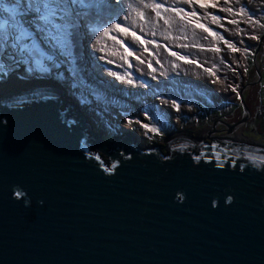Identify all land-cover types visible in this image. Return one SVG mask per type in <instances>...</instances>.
<instances>
[{
	"label": "water",
	"instance_id": "obj_1",
	"mask_svg": "<svg viewBox=\"0 0 264 264\" xmlns=\"http://www.w3.org/2000/svg\"><path fill=\"white\" fill-rule=\"evenodd\" d=\"M66 98L52 78L0 82V264H264V147L102 146Z\"/></svg>",
	"mask_w": 264,
	"mask_h": 264
},
{
	"label": "clouds",
	"instance_id": "obj_2",
	"mask_svg": "<svg viewBox=\"0 0 264 264\" xmlns=\"http://www.w3.org/2000/svg\"><path fill=\"white\" fill-rule=\"evenodd\" d=\"M159 1H162L165 3V0H149L150 5H153V7H151L154 11L150 12V17H151V21L157 20V16H155V14H157V9L159 10H163L164 7H161V5L159 4ZM4 0H0V3H3ZM15 0H5L6 5L12 4L14 3ZM28 2H33L32 0H22V4L23 6H27ZM226 5H225V12H224V19H223V26L219 25L218 29H216V27L214 26V30L211 32L210 37L211 38H215L216 37V33L217 32H221L225 35L224 30H226V28L228 29V26H231L232 23H235L238 27L237 32L240 29V26L238 24L243 25V30L245 29L247 31L248 34V40L247 41V45L251 46L253 44H257V39L253 38L255 36L252 35V29L254 28V22H253V17L255 14H258L259 16H261L262 18H264V0H257L256 1V7H254L252 4V0H225ZM114 3H120L122 5H118V4H114ZM199 4V1H181V0H177L175 8H176V12L182 14V12H184V10H188L193 9L196 10L197 6ZM155 5H159V7H156ZM190 5H193L194 8H192ZM216 6H218V3H216ZM242 6L241 9H243L244 11L241 12L240 9L237 11L238 12V16L237 17H243L245 16L247 18V20L249 21V25L241 22V23H237V17L233 16L232 13V9H237L238 7ZM123 0H104L103 6L101 7V9H108L113 11H119L121 8H123ZM228 9H231V11H229ZM114 12V13H115ZM120 12V11H119ZM122 12V11H121ZM124 14V13H123ZM154 14V16H153ZM216 14V13H215ZM249 17L251 19H249ZM24 23L27 22L28 24L25 23V27H27L29 29V31L32 32L33 34V38L34 41L36 42V44L39 46V48L46 53L49 56L53 57L52 61H44L45 67L50 69L49 71L46 72H40L38 70L35 69V65L32 64V66L30 67L32 70L29 72H35L36 74H40V76H38V79H53L56 82L60 83V85L63 87L64 91L66 92V94L68 95L69 98H66L65 101L67 103H71L73 102L74 106L76 107V109L78 110L79 114L81 115L83 121L85 122V124H88L91 128V131L95 134H98L101 141L103 142L102 146H106V143H112L113 142V138L115 136H117L119 139L121 136H124L126 134H130L131 130L129 128H126L124 126H120L121 130L118 131L117 127H115L114 125V118H112V113H108L105 109L104 106H112L111 110H113L114 108H116L119 111V106L120 104H123V109L122 112H125L127 109L128 110H136V109H142V111H147L149 109H152V104L149 102H142V103H137V101L134 98V95L137 93V91H131L128 90V88L133 87V83L129 84V87H126L125 81H121L118 79L114 78V75L111 74V77L109 78L108 75L110 73V70L107 68H111V69H115L116 64L115 63H107V68L101 67L98 61L93 60L92 58H90V55L96 56H102L100 53H98L97 51H95L94 49V33L95 32H88L86 29V21L84 19L81 18V16L78 17H74V19H76L77 21V26L74 29V36H73V43H74V56H73V65L75 68V73L73 74H69L66 70V65H67V57H65L59 48L55 47V45H53V43L49 40H47L45 38V36L42 38L39 35V31L37 29V27H35V24L30 23L31 20L33 19V17L31 15L22 17ZM124 20V18H123ZM142 21L145 22L147 21L146 18L142 17ZM211 21H216L215 19L212 18H208L207 21L206 19H202L200 20V22L203 25L207 26L209 25V22ZM117 23H119V21H116ZM130 23H132V21L130 20ZM224 23H229V24H224ZM105 24V25H104ZM106 23L103 22L102 19V23L100 26V32L98 33L99 37H100V42L102 44L106 43L107 41H109V38L107 37H101V32L102 30L106 27ZM140 31L144 32L146 31L147 33L150 31L152 34L151 30H146V26L143 24L139 25ZM209 29V28H207ZM109 33L113 34L118 32V30L116 28H114L113 30L109 29L108 31ZM202 32V30H201ZM200 32V34H201ZM181 34V32H179ZM213 33L215 35H213ZM88 34V35H87ZM237 33H233V35L231 36L230 39H228V37L225 35L226 39L228 41L233 40V38H236L237 40L234 41V44H232V42L229 43H225L222 42V44H217L215 42H212V46L214 49H219V51H216L218 54H223L224 56L228 55L229 53H233V55L235 54V51H232V48L229 47V45H232L234 47V45L238 44V40L240 39V37H236ZM114 36V35H113ZM151 37V36H150ZM200 37V35H199ZM209 37V36H208ZM118 38V37H116ZM140 39L142 40V35H140ZM129 46L126 45L125 42V46L122 47L120 42L115 41L119 44V49H125L128 51V53H131L134 51V48L136 49H143L145 48V45H142L141 48L139 47V43L134 41V38H129ZM111 41V40H110ZM264 41V35L261 38L260 44L257 47L256 51H255V60L254 62H251L249 65L251 67L252 70H254V75H255V79L258 81H261L263 78V70H264V65L261 64L258 61V55L262 46V43ZM32 41H29V43H31ZM51 44V45H49ZM45 45V46H43ZM199 45V51L197 53V63L196 65H194L193 62L191 67L189 68L191 71L196 69V68H200V67H206L209 66L210 64H220L221 60H216L215 59V53H214V49H213V53L210 51L208 52V50L206 49V47L208 46L207 42L206 43H200ZM93 50H92V48ZM98 47L101 48V46L98 43ZM154 47L151 43H149L148 45V50L145 49L142 50V52H145V54H147V51H149V48ZM161 47L165 48L164 46L161 45ZM169 48V46H168ZM10 49V48H9ZM237 49V48H236ZM11 52L13 53L12 49H10ZM154 50V49H153ZM96 52V53H95ZM197 52V51H196ZM179 54V53H178ZM241 55H239V57L235 56V60L233 61V63L229 62L228 60H225L224 62H228L230 65L227 67V70L222 71L221 73H216L213 71L212 69V73L214 75H212L210 78L214 77V80H211L210 83H217L218 88L214 89L212 88L210 85H204L201 82V87L198 88L197 84L193 81H188V80H184L182 78L175 80L173 82L174 87H178L179 89L183 90V92H190V91H194V95L197 97V100H195L194 102L190 103L191 104H199V105H204L206 102L210 103V107L213 106L215 104V102H221L223 100H228V97H224L221 95L220 89H221V85H224L225 83H227V76H229V71H232V76L231 79H234L236 81L237 78V73L235 70V67L233 66V64L235 62H240L243 59V54L240 53ZM117 53L113 54L112 57L113 58H117ZM156 56V54H155ZM180 57H184L185 59H181ZM196 57V54H195ZM178 60L180 61L179 65H184L186 62L185 60H187V55L186 56H179L178 55ZM5 59V60H3ZM2 63L5 65V71L4 72H0V82L2 81H6L8 82V76H10V74L7 72L8 69H12L15 66V62L16 59L14 57V55H12L11 57H9V55H6L5 57L2 58ZM146 61V60H145ZM25 62V60H24ZM27 63V62H26ZM255 63V67L253 66ZM24 63L21 65V67L19 68V71L23 68ZM29 68V69H30ZM124 68V67H122ZM121 68V69H122ZM102 70L105 73V79L102 77L98 78V74H99V70ZM170 69V67H168V70ZM115 73L117 70H114ZM113 72V71H112ZM252 73V72H251ZM256 73V74H255ZM107 79V80H106ZM114 80L116 82H119L120 84H117L118 87L114 88L112 86L113 82L111 81ZM30 80V79H27ZM258 83H251L248 84V86H246L241 94H237V98L235 97V99L239 100L241 99L242 102V106L245 110V115L243 117L244 122L246 123L248 121V119L246 120V118H249V116L251 115V109L250 108H254L255 109V105L258 102L257 100H253L252 103L250 104V97H252L250 94V91L253 89H256L258 92V88H255V86ZM172 83H170L169 85H171ZM86 86H90L93 90L97 89L99 92V94H101L102 96H104L107 99V103H103L100 104L97 109L99 110V113H89L85 108V98H84V87ZM162 89H158L157 87H154V89L160 93H170L171 89L168 88V86H160ZM79 88V92L76 93L74 89ZM166 88V89H165ZM233 89V88H232ZM121 90H126L123 91L124 93H121ZM248 90V91H247ZM245 91H247V97L244 94ZM138 93L147 95L148 97L151 96V94L148 92L145 93L143 90L139 91ZM210 95H215L217 96L216 99H211ZM227 95H231V93H227ZM242 96L244 98V102L242 101ZM250 96V97H249ZM231 97V96H230ZM125 99L123 101V99ZM254 98V96H253ZM260 104V101H259ZM263 104V103H262ZM159 106H156L158 108V110H160L161 112H163L160 116H164L166 118V122H167V117L170 116L169 113H167L164 109H162V104H158ZM261 106V105H259ZM126 107V108H125ZM138 107V108H137ZM205 108L208 107H204L199 113H197L196 115L193 116H189L188 114H186V112H182L180 115V126L178 127V129H180L182 127V119H186L187 118H191V117H195L197 118L198 116H200V114L204 111ZM66 109L65 106H61L60 110L61 112H64ZM153 110V109H152ZM190 112H192L193 114H195V112H197V108L195 107L194 109L191 108L190 106ZM261 111H262V115L264 112V106H261ZM98 114H101V119L98 120L97 116ZM179 115L176 114L175 117ZM145 117V116H144ZM174 117V118H175ZM169 118V117H168ZM200 118V117H199ZM262 119V117H261ZM160 122V120L158 121ZM186 122V120H185ZM107 125V129L105 132H103L101 130V127L104 125ZM168 124V122H167ZM244 123L241 124V126H243ZM164 126H165V121H164ZM163 126V128H164ZM240 126V128H242ZM157 127H160V124L157 123ZM168 127V125H167ZM166 127V128H167ZM190 132H195V133H201L200 132V128L198 129H191L189 128ZM175 133H179L181 134V131H177V132H172L171 134H175ZM260 134H264V128L260 131ZM260 134H258L257 137L253 138V137H247L245 136L243 133H241V136L238 138L236 136H233V138L230 137H220V138H205L204 135L202 134V138H204L205 140L203 142L210 144L212 143L213 139H217V140H221V139H226L229 141H239V142H245L246 144L249 145H254V146H259V147H264V136L260 137ZM138 146V145H137ZM167 147V146H166ZM144 148V147H143ZM141 148L138 147V149L143 150V151H147V150H155L156 148ZM106 151H110V148H107ZM167 154H162L163 155H168V151L166 149ZM99 157L106 162H109L110 158L108 156H106L105 154L98 152Z\"/></svg>",
	"mask_w": 264,
	"mask_h": 264
},
{
	"label": "rangeland",
	"instance_id": "obj_3",
	"mask_svg": "<svg viewBox=\"0 0 264 264\" xmlns=\"http://www.w3.org/2000/svg\"><path fill=\"white\" fill-rule=\"evenodd\" d=\"M183 2L185 1H191V0H181ZM193 1H199V4L197 6L196 10L193 9H186L182 14L176 12V2L177 0H165V3L162 1H159V4L161 7H164L163 10L157 9V20L151 21L150 17V12L154 11L151 7H146V5H150L149 0H123V5L124 7L121 8L119 11L115 12V17L112 16H104L103 17V22L106 23V27L104 29H111L113 30L115 25L119 24L122 28H126L128 31L125 32H120V34H111L107 33L106 35H102L104 32V29L101 32V37L105 36L109 38V41L106 43L102 44L100 42V37L97 33H94V49L98 53H100L102 56H99L96 54V56L90 55V58L93 60H96L101 64V67L107 68V63H115L116 66H118L119 61L116 58H113L112 55L117 53V54H124L126 59L132 58L131 64L128 66H125L124 68L120 69V71H116V75H114L115 79L125 81L126 87H129V84L127 81L131 80L133 83V87L128 88V90L131 91H141L143 90L145 93L148 92L151 94L153 97H159L162 103L163 107L168 108V110H165L167 113L170 114V116L167 117V122H168V127L167 130L169 133L164 134L162 130L164 129V121L166 122V118L164 116H160L163 112L158 110L157 107L152 105V109H149L147 111H142V109H136V110H126L125 112H122L121 109H123V104H120L119 106V111L114 108L111 110L112 106H104V109L108 113H112V118H114V125L117 127V130L120 131L121 128L120 126H124L126 128H129L130 130H133L136 132L139 136L141 137H147L148 139H153L157 136L161 137L162 140H167V136L170 135L172 132H177L175 130V124L180 123V115L182 112H186L189 116L193 115L192 112H190V103L194 102L197 100V97L194 95V91L190 92H183V90L179 89L178 87H174V84L172 83L171 85H168V88L171 89L170 93H160L154 89L156 86L155 80L152 79L151 74L149 73L150 70H152L153 66L155 65L154 62L150 61L147 62L145 61V56L142 53L141 49H136L134 48V51L131 53H128L127 50L119 49V44L116 42H120L121 46L126 45L129 46V38H134L132 36V33H135L137 36L140 37L142 35V41H137L134 38L135 42L139 43V47L141 48L142 45H145V49L148 50V45L151 43L155 48H160L162 50V46L165 47V51L168 53H172L173 51H177L179 56H186L188 52H191V50H188L189 46L193 43L196 48V57H195V62L193 63L196 65L197 63V53L199 51V45L200 43H206L208 46L206 49L208 52L213 53V46L212 42H215L217 44H222V42L227 41L229 44L232 42L234 44V41L237 40L236 38H233V40L228 41L225 37V35L221 32H219L215 38H211L210 34L214 30V26H219L223 24V19L224 17V12H225V5L226 2L225 0H193ZM256 1L257 0H252V4L254 7H256ZM216 3H218V6H216ZM205 5V6H202ZM214 5V6H213ZM242 6L238 7L237 9H232L233 16H238V10L241 9ZM122 11V12H121ZM124 13V14H123ZM143 15H140V14ZM216 13V14H215ZM154 16V14H153ZM142 17L146 18L147 21L143 22ZM124 18V20H123ZM212 18L215 19L216 21H211L209 22V25H203L200 20L202 19H207ZM130 20L132 23H130ZM116 21H119L117 23ZM245 23L246 25H249V21L245 16L243 17H237V23ZM140 24H143L146 26V30H151L152 31V36L144 31L141 32L140 29ZM240 26V29L236 34V37H240L238 40L239 42H243L244 40H248V34L247 31L244 29L243 30V25L238 24ZM202 26V27H201ZM223 26V25H222ZM35 27H37L35 25ZM254 27V26H253ZM209 28V31H205V29ZM202 30V32H201ZM227 30V28H226ZM39 31V30H38ZM181 32V34L179 33ZM201 32V34H200ZM39 35L43 38L44 34L39 31ZM88 35V34H87ZM114 35V36H113ZM200 35V37H199ZM209 36V37H208ZM111 37H115V39H112ZM118 37V38H116ZM111 40V41H110ZM53 43V42H52ZM98 43L101 46V48L98 47ZM51 45V44H49ZM54 45V43H53ZM45 46V45H43ZM169 46V48H168ZM92 48V47H91ZM93 50V48H92ZM155 50V49H154ZM156 51V50H155ZM233 51V50H232ZM235 54L237 56L241 55L239 50L235 51ZM6 55H9L11 57L14 55L16 62L15 66L11 69H8L7 72L10 74V76L14 72H18V76L23 78V79H30L34 80L35 77L37 78L40 76V74H36L35 72H29V68L32 66V62L29 60L27 63L24 62V58H21L19 55H16L11 52V50L8 48L5 50L3 54H0V63H2V58L5 57ZM146 55V54H145ZM151 55L155 58V52L152 51ZM5 60V59H3ZM24 63L23 68L19 71V68L21 65ZM182 64V63H181ZM231 64V63H230ZM236 64L234 65V67ZM212 68L214 72L221 73V66L217 64H210L209 68ZM110 70V73L108 77H111L112 73H115L114 69L107 68ZM148 69V72L145 73L144 70ZM236 70V69H235ZM113 71V72H112ZM163 74V72H162ZM229 76H227V83L224 85H221V95L224 97H230L231 96V101H235L236 95L232 94V88H234L236 81L234 79H231L232 76V71H229ZM99 75L102 77V79L106 78L104 75L99 73ZM251 76H254V70H252ZM120 77V78H118ZM107 80V79H106ZM162 80V79H161ZM120 84L119 82L114 81L112 86L114 88H117L118 85ZM76 93L79 92V88L74 89ZM94 91L99 92L97 89H94ZM121 93H124L123 91L126 90H121ZM227 93H231V95H227ZM238 94V92H237ZM252 97L250 98V104L252 103L253 100L257 99V90L253 89L250 91V94ZM147 96V95H146ZM253 96L255 98H253ZM211 99H216L217 96L215 95H210ZM172 101H175L176 104L179 105V110L173 105ZM126 108V107H125ZM138 108V107H137ZM241 111L238 107V114H240ZM176 114H179L175 117ZM145 116V117H144ZM175 117V118H174ZM264 117V112L262 115V118ZM97 119H101V114H98ZM160 120V122H158ZM157 123L160 124V127H157ZM144 125H148V128H145ZM155 128L159 129V131H151L150 129ZM107 129V125L105 124L104 126L101 127V130L105 132ZM207 129V127H206ZM200 132L204 133V128L200 130ZM149 141V140H148ZM140 143L142 144V147L149 146L146 144V142L142 139L140 140Z\"/></svg>",
	"mask_w": 264,
	"mask_h": 264
},
{
	"label": "snow or ice",
	"instance_id": "obj_4",
	"mask_svg": "<svg viewBox=\"0 0 264 264\" xmlns=\"http://www.w3.org/2000/svg\"><path fill=\"white\" fill-rule=\"evenodd\" d=\"M104 0H36V2H28L27 6H23L22 0H15L14 3L6 5L5 0L0 3V54H3L6 49H12L13 53L29 60L35 65V69L40 72H46L50 69L45 67L44 61H52L53 57L44 53L36 44L33 34L27 27L22 17L31 15L33 19L30 23L35 24L37 29L44 34L45 38L54 43L55 47L59 48L61 53L67 57L74 56V29L77 26V21L74 17L83 16L87 13L77 11V9L87 10L93 7L98 10L103 6ZM159 7V5H155ZM205 6V5H202ZM214 6V5H213ZM153 7V5H146ZM231 11V9H228ZM243 12V9H240ZM140 15H143L142 13ZM249 19H251L249 17ZM120 32H127L126 28H122L119 24L114 26ZM202 27V26H201ZM109 29H104L102 35H106ZM205 31H209L205 29ZM213 35H215L213 33ZM132 36L143 43L139 36L132 33ZM115 39V37H111ZM256 38V37H253ZM29 41H32L29 43ZM227 44L228 42L225 41ZM233 51H238L232 45H229ZM219 51V49H216ZM176 55V53H172ZM185 59L184 57H180ZM185 62H190L185 60ZM32 70L31 68L29 69ZM5 71V65L0 63V72ZM116 75V73H112ZM120 78V77H118ZM132 83L131 80L127 81ZM173 105L179 110V105L172 101ZM148 128V125H144ZM151 131H159L152 128ZM249 159L264 161V157L250 156Z\"/></svg>",
	"mask_w": 264,
	"mask_h": 264
},
{
	"label": "flooded vegetation",
	"instance_id": "obj_5",
	"mask_svg": "<svg viewBox=\"0 0 264 264\" xmlns=\"http://www.w3.org/2000/svg\"><path fill=\"white\" fill-rule=\"evenodd\" d=\"M254 22V28L252 29V35L256 37L257 44H253L251 46L247 45V41L244 40L243 42H238V44L234 45L235 48L239 49V52L243 54V59L240 62H235L233 66L236 64L235 69L237 73L236 78V84L234 88L232 89V94L237 96L238 94H241L242 90L248 86V84L251 83H258V81L255 79V75L251 76L252 69L250 67V60L254 62L255 60V51L257 47L260 44L261 38L264 35V18L259 16L258 14H255L253 17ZM217 32L216 34H218ZM258 61L264 65V41L262 43L259 55H258ZM221 66V70L225 71L227 70V67L230 65L228 62H223V65L217 64ZM210 66V65H209ZM208 66V68H209ZM255 67V63L253 65ZM204 67H200V70H203ZM256 74V73H255ZM197 85H201L200 81H195ZM255 88H258V103H256L257 107L250 108L251 109V115L248 119V121L245 123L243 120V117L245 115V110L242 106L241 99L237 100L235 99L234 102L231 101V97L228 98V100H223L221 102H215V104L212 107H215L217 109V113L212 115L209 119V122L203 124L200 129L204 128V137L205 138H220V137H230L233 138L234 135L240 133H243L247 137H257L258 134H260V131L264 128V117H262V111L261 106H264V70H263V78L259 83L255 86ZM247 97V91L244 93ZM237 98V97H236ZM260 101V104H259ZM263 103V104H262ZM210 103L206 102L204 105L199 104H191V108L194 109L197 108V112H195L196 115L199 113L204 107H210ZM261 105V106H259ZM238 107L241 111L240 114H238ZM208 108H205L204 111ZM191 115V116H193ZM201 116V114H200ZM200 116H198L196 119H198ZM182 127L178 129V126L175 124V130L181 131V132H187L191 134H195V132H190L189 128H191V125L194 122H185L184 119H182ZM244 123L243 126L241 124ZM240 126L242 128H240ZM207 127V129H206ZM164 134L169 133L166 126H164V129L162 130ZM131 144L135 143L138 145V147H142V144L140 143V140H144L146 144L149 146H145L144 148H157L160 152L163 154H167L166 152V140H162L161 137L157 136L153 139H148L147 137H141L136 132L131 130ZM129 135V136H130ZM125 138H122L120 141L118 140V137L115 136L113 140H115L117 143L121 142ZM149 140V141H148ZM143 148V149H144Z\"/></svg>",
	"mask_w": 264,
	"mask_h": 264
},
{
	"label": "bare ground",
	"instance_id": "obj_6",
	"mask_svg": "<svg viewBox=\"0 0 264 264\" xmlns=\"http://www.w3.org/2000/svg\"><path fill=\"white\" fill-rule=\"evenodd\" d=\"M32 1L33 3L36 2V0H32ZM114 4L122 5L120 3H114ZM190 6L194 8L193 5H190ZM77 11H84L87 13L86 15L81 16V18L84 19L87 23L86 29L88 32H95L97 34L100 32V26H101L102 19L104 16L108 15V16L115 17V13H114L115 11L112 12L111 10H108V9L100 8L98 10L97 8L93 7L87 10L77 9ZM25 23L28 24L27 22ZM224 24H229V23H224ZM215 27L216 29H218L219 26H215ZM223 30H224L225 35L228 37V39H230L233 33L237 32L238 27L235 23H232L231 26H228L227 30L225 29ZM115 34H120V32L118 31ZM148 34L152 36L150 31L148 32ZM153 49H155L156 51ZM186 49L191 50V52H188L187 54V61H190V62H186L182 66L179 65L181 63L177 58L178 57L177 51H173L172 53H176V55H172V53L166 52L165 48L163 47H162V50L160 48L151 47L149 48V51H147L146 55H145V52H142L147 62L152 61L155 64L149 73L151 74L152 79L155 80V82H157L156 83V86H158L157 88L162 89L160 86H168L170 83H173L175 80L182 78L184 80L193 81V82L202 81L204 85H210L212 88L217 89L218 88L217 83L215 82L210 83L211 80L215 79L214 77L210 78L212 75H214L212 73L211 67L208 68V66H206L203 70H200V68H196L191 71L189 69L192 63L195 61V54H196L197 48L192 43L191 46H189ZM216 49H214L215 59L221 60V65H223V62L225 60H228L229 62L233 63V61L235 60V56L239 57L237 55H233L232 52L226 56H224L223 54H218L216 52ZM142 50L145 51V48H143ZM152 51H154L156 54L155 58L151 55ZM116 59L119 61V63H118V66H116L114 70H117L118 72L120 71L122 67H125V66L129 67V64H131V61H132V58H128L127 60L124 54H118ZM168 67H170L169 70H168ZM66 70L69 74L75 73V68L73 65V57L71 59L67 58ZM98 72L101 73L102 75H105V73L101 69ZM144 72L147 73L148 69H145ZM98 78H101L99 74H98ZM111 81L114 82V80L112 79ZM197 87L200 88L201 85H198ZM84 98H85L84 108L89 113H99V110L97 109V107L100 104L107 103V99L101 94H99L98 92L94 91L90 86L84 87ZM134 98L137 101V103H142V102L147 101L151 103L152 105H154L155 107L159 106L158 104H162L159 97H153V96L148 97L138 92L134 95ZM124 100L125 99H123V101ZM162 109L168 110V108L166 107H162ZM176 125L180 126V123ZM199 134L202 135L203 132ZM234 136L239 138L241 136V133L239 132L238 134Z\"/></svg>",
	"mask_w": 264,
	"mask_h": 264
},
{
	"label": "trees",
	"instance_id": "obj_7",
	"mask_svg": "<svg viewBox=\"0 0 264 264\" xmlns=\"http://www.w3.org/2000/svg\"><path fill=\"white\" fill-rule=\"evenodd\" d=\"M250 62H253L252 59L250 60ZM248 91V90H247ZM258 94V92H257ZM250 97V96H249ZM257 97V96H256ZM251 98V97H250ZM255 98V97H254ZM258 101V98L256 99ZM258 103V102H257ZM255 107H257V105H255ZM218 111L215 107H209L208 109H206L205 111H203L201 113V116L200 118L196 119L195 117H191V118H187L186 117V122H194L192 125H191V129L195 130V129H198L200 128L203 124L209 122V118L216 114ZM167 122H165V126L167 127ZM264 134H260V137H263Z\"/></svg>",
	"mask_w": 264,
	"mask_h": 264
}]
</instances>
